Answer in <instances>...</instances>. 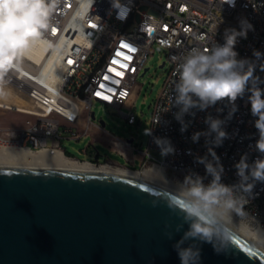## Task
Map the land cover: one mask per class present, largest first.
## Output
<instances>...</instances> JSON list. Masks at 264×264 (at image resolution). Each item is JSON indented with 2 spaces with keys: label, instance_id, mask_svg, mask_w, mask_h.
<instances>
[{
  "label": "built area",
  "instance_id": "built-area-1",
  "mask_svg": "<svg viewBox=\"0 0 264 264\" xmlns=\"http://www.w3.org/2000/svg\"><path fill=\"white\" fill-rule=\"evenodd\" d=\"M111 2L96 0L92 12L87 13L83 21L77 13L78 0H61L53 11L50 28L42 40L49 47L52 62L62 70L59 83L41 77L43 66L33 68L19 61L15 62V67L0 75L15 83L20 91L28 93L38 109L31 114L36 119L28 121L20 131L8 134L0 129V146L59 148L65 156L81 162L123 165L112 160L99 162L98 151L95 161L80 160L67 152L63 140H79L88 133L93 123L95 102L116 108L128 123L135 124L133 108L137 99V79L144 72L154 45H158L167 52L165 63L169 64L170 72L154 103L149 148L160 152L154 137L167 138L174 146L175 154L157 159L150 154L149 148L139 150L133 136L132 142L130 138L110 139L109 145L130 163L135 162L133 155L139 153L142 156L141 166L134 169L151 164L161 165L174 179L184 182L187 175L194 173L203 177V183L207 185L211 177L206 174L204 165L195 162L196 156L207 153L205 138L202 136L194 143L191 137L197 131L207 130L204 120L209 113L224 119L227 108L223 113H217L216 107H223L218 104L206 111H196L194 118L186 115L185 121L191 123L182 133L181 125L173 115L177 109L162 113L170 107L169 98L177 79L173 75L176 63L172 58L193 47L210 48L215 42L223 44L224 30H239L241 18H246L254 30L248 32L247 39H239L235 46L238 58H253L254 49L264 53V0H235L234 7L222 6L220 0H121L130 8L123 22L116 19ZM257 75L264 78V72L258 70ZM236 104L238 111L225 125L230 138L214 149L224 167L222 183L226 185L238 182L234 165L242 155H248L249 163L261 157L254 148L259 134L254 126L256 118L251 115L248 94L238 99ZM2 107L17 110L9 104ZM158 114H161V121L156 124L154 120ZM244 195L247 198L241 201L235 212L243 219L252 220L264 231V183L257 182L251 196Z\"/></svg>",
  "mask_w": 264,
  "mask_h": 264
},
{
  "label": "water",
  "instance_id": "water-1",
  "mask_svg": "<svg viewBox=\"0 0 264 264\" xmlns=\"http://www.w3.org/2000/svg\"><path fill=\"white\" fill-rule=\"evenodd\" d=\"M183 205L179 191L99 170L98 161L96 169L0 164V264H180L173 245L188 227L176 231ZM229 227V251L203 243L200 264H264V248Z\"/></svg>",
  "mask_w": 264,
  "mask_h": 264
},
{
  "label": "clouds",
  "instance_id": "clouds-1",
  "mask_svg": "<svg viewBox=\"0 0 264 264\" xmlns=\"http://www.w3.org/2000/svg\"><path fill=\"white\" fill-rule=\"evenodd\" d=\"M95 2L78 0L77 13L81 21L92 12ZM220 2L222 6H235V0ZM60 3L61 0H0V75L15 67V62L42 42L50 28L52 13ZM111 7L116 11L117 20L127 19L130 8L121 0H112ZM251 30H254L253 25L241 18L239 30H224L223 44L215 42L210 48L193 47L172 58L176 63L173 75L177 79L169 98L170 107L162 113L177 109L173 115L180 123L182 133L191 123L185 121L186 115L194 118L196 111H206L218 104L223 107H216L217 113H223L227 108L224 119L209 113L204 120L207 130L197 131L191 137L194 143L202 136L205 138L207 153L196 156L195 162L204 165L211 181L205 185L203 177L194 173L185 177L181 193L184 200L180 209L182 223L176 226V231L180 232L184 224L188 227L173 245L180 264H200V245L203 243L212 244L217 253L229 251L232 237L228 217L247 198L244 194L251 196L255 184L264 183V158H261L264 157V78L257 75L258 70L264 72V53L254 49L253 58H238L239 53L235 50L239 39H247ZM246 93L259 134L254 148L261 157L249 163L248 155H242L234 165L238 182L226 185L222 183L224 167L214 149L230 138L225 125L238 111L236 101ZM160 121L161 114H158L154 122L159 124ZM144 134L152 135V129H145ZM154 143L160 148L162 157L175 154L169 139L154 137ZM165 235L172 238L169 232Z\"/></svg>",
  "mask_w": 264,
  "mask_h": 264
},
{
  "label": "rangeland",
  "instance_id": "rangeland-1",
  "mask_svg": "<svg viewBox=\"0 0 264 264\" xmlns=\"http://www.w3.org/2000/svg\"><path fill=\"white\" fill-rule=\"evenodd\" d=\"M166 50L158 45H154V52L148 56L145 68H148L144 75L137 79V99L133 111L136 123L131 124L118 112L116 108L101 105L95 102L92 111L95 112L93 123L88 128V133L83 134L79 140H63V147L67 152L80 160H96V152H99V162L106 160L117 161L131 168L141 166L142 156L135 153L134 163H130L123 156L113 151L110 146V139L126 140L132 136L135 138L134 144L139 150L149 148L150 135H145V129H151L152 113L154 103L161 93L170 72V66L166 62ZM145 104L144 108L141 105ZM127 110L126 108H124ZM36 116L24 114L18 110H7L0 106V129L4 133H16L26 126L28 121H33ZM105 122L103 126L101 121ZM93 141L91 144L90 142ZM149 152L157 159H162L160 152L150 147Z\"/></svg>",
  "mask_w": 264,
  "mask_h": 264
},
{
  "label": "bare ground",
  "instance_id": "bare-ground-1",
  "mask_svg": "<svg viewBox=\"0 0 264 264\" xmlns=\"http://www.w3.org/2000/svg\"><path fill=\"white\" fill-rule=\"evenodd\" d=\"M51 53L47 43L42 40L18 61L35 68L43 66V79H50L55 83L62 80V70L51 60ZM12 105L24 114H33L38 111L37 106L26 92L18 86L0 76V106ZM0 164L56 166L82 169H96L97 165L81 162L67 157L59 148L29 149L19 145L0 146ZM99 170L114 171L139 177L147 181L166 186L182 193L184 182L170 177L161 165L151 164L141 169L129 168L112 163L98 164ZM163 169V172L161 171ZM228 220L262 248H264V231L250 219H243L235 211L231 212Z\"/></svg>",
  "mask_w": 264,
  "mask_h": 264
},
{
  "label": "snow or ice",
  "instance_id": "snow-or-ice-1",
  "mask_svg": "<svg viewBox=\"0 0 264 264\" xmlns=\"http://www.w3.org/2000/svg\"><path fill=\"white\" fill-rule=\"evenodd\" d=\"M55 31H56V30H55V29H53V33H55ZM69 63L71 64V63H72V61H69ZM117 75H120V73H117ZM105 79H107V77H105ZM96 95H98V96H99V95H100V93H99V92H97V93H96ZM105 98H107V97H105Z\"/></svg>",
  "mask_w": 264,
  "mask_h": 264
}]
</instances>
